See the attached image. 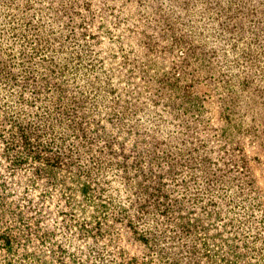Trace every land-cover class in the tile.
Masks as SVG:
<instances>
[{"label":"rangeland","instance_id":"374dc122","mask_svg":"<svg viewBox=\"0 0 264 264\" xmlns=\"http://www.w3.org/2000/svg\"><path fill=\"white\" fill-rule=\"evenodd\" d=\"M4 64L0 264H264V0H0Z\"/></svg>","mask_w":264,"mask_h":264},{"label":"trees","instance_id":"16d2710c","mask_svg":"<svg viewBox=\"0 0 264 264\" xmlns=\"http://www.w3.org/2000/svg\"><path fill=\"white\" fill-rule=\"evenodd\" d=\"M190 1V0H189ZM231 3V1H229L228 3H226L227 5L228 4H230ZM27 5H26V7H28L29 6V3H26ZM189 4V2L187 3L186 2V5H188ZM223 18H224V21L225 22H227V23H230L231 21H232V19H233V16L230 14H227L226 12L224 13V16H223ZM4 19H6V20H11V17H10V15L9 14H7V15H5L4 16ZM224 21H222L221 20V22H220V25H222L223 24V22ZM18 29L16 28V27H11L10 28V32H9V34H10V36H11V38L14 40L15 39V36H16V31H17ZM23 36V35H22ZM24 37V40L25 41H27V42H29V39H28V37L27 36H23ZM44 40V37L43 36H41V38H39V39H37L36 40V43H34L33 44V46H32V50L35 52V54H41V52L42 51H46L47 49H50L49 48V46H47V44L49 45V43L48 42H46V41H43ZM4 54V56L7 58V53L6 52H4L3 53ZM12 57H10V58H7V60H8V62H9V65H12L13 64V61H14V59L12 58ZM11 59V60H10ZM8 65H6V64H4L2 67H0V70H1V68H3V69H5L6 67H7ZM21 130H23V129H21ZM24 131V130H23ZM21 140H22V142L24 143V145H25V148L27 149V147L29 148V147H31L29 144H30V140L28 139V136L26 135V133H21ZM169 264H176V261L175 260H171L170 262H169Z\"/></svg>","mask_w":264,"mask_h":264}]
</instances>
